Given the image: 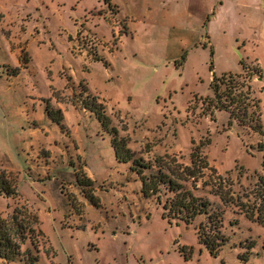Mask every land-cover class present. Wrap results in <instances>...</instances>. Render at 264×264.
Listing matches in <instances>:
<instances>
[{"label": "rangeland", "instance_id": "1", "mask_svg": "<svg viewBox=\"0 0 264 264\" xmlns=\"http://www.w3.org/2000/svg\"><path fill=\"white\" fill-rule=\"evenodd\" d=\"M241 59L263 69L264 130V0H0V171L15 191L0 221L34 228V264H264V132L211 100L213 72H243ZM114 131L209 213L188 224L170 195L145 197ZM212 216L217 256L198 235L216 233Z\"/></svg>", "mask_w": 264, "mask_h": 264}, {"label": "trees", "instance_id": "2", "mask_svg": "<svg viewBox=\"0 0 264 264\" xmlns=\"http://www.w3.org/2000/svg\"><path fill=\"white\" fill-rule=\"evenodd\" d=\"M213 54V52H212ZM185 59V54L182 56ZM240 64L242 66L243 72L240 73H225L217 76L213 72V79L211 81V88L213 90V97L211 98L214 106L220 110H224L229 113V125H232L235 120L244 125L252 126L256 131L264 132L262 125V107L261 98L254 94L251 80L254 77H259L261 79L263 69L260 65H250L246 60L241 59ZM210 70L214 71V63L211 62ZM264 89V87L262 88ZM95 114L103 125L107 126L104 121L103 113L94 110ZM115 133V131H114ZM115 133V138L112 139L111 144L114 148L115 154L120 161L131 163L130 169L137 173L141 179L142 183V194L147 197L158 198L160 194L170 195L165 200L164 207L174 212V215L187 218V223L190 224L197 215L208 214V204L202 200L193 198L190 194L186 195L181 193L182 186L179 185L178 180L172 177L174 174L173 169L165 171V169L158 168L156 171H152L153 166L146 164L143 159L135 158V153L126 147V142L124 138H119ZM208 143V142H207ZM205 143H201L194 147L193 163L195 165H201L202 167L208 166V161L202 155V147ZM259 149L264 151V143L259 145ZM262 173L258 175V182L256 184L258 198L260 200L261 206L264 209V156L262 159ZM149 171V173H146ZM77 180L82 185H85L83 180L77 177ZM12 195L15 191L12 185L5 177V173L0 171V195ZM212 216L211 219L215 222L217 228V221L220 222L216 233L213 235L204 232L203 225L200 226L198 230L199 239L203 242L207 248L210 250L211 254L217 256L219 253V247L223 246L227 241L221 233V218ZM219 219V220H218ZM262 222L263 220L260 219ZM13 224V225H12ZM4 224L0 221V257L7 261H15L17 258L25 257V253L29 255V263L34 264L38 258L35 255L34 249L37 250L38 238H34L32 235L27 237L28 227H24L21 222L18 221V216L15 213L13 215V223ZM212 227V226H211ZM29 231L34 232V228H30ZM38 237V236H37ZM214 238L219 241V243L211 244L208 240L209 238ZM27 239L31 241L32 247L28 248L26 251L22 250V243ZM248 261L247 257H244Z\"/></svg>", "mask_w": 264, "mask_h": 264}]
</instances>
